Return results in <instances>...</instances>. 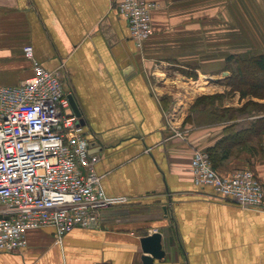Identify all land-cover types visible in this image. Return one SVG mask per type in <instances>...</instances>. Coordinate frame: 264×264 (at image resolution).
I'll use <instances>...</instances> for the list:
<instances>
[{"label": "crops", "instance_id": "0c3cea01", "mask_svg": "<svg viewBox=\"0 0 264 264\" xmlns=\"http://www.w3.org/2000/svg\"><path fill=\"white\" fill-rule=\"evenodd\" d=\"M120 1L0 0V85L31 76L26 45L46 68L61 67L99 155L103 189L119 199L96 227L60 238L52 226L29 231L27 247L0 253V264H144L140 241L153 232L164 250L153 264H264V207L222 199L191 171L196 151L264 112L239 111L246 99L237 96L197 118L181 106L189 93L169 84L186 89L192 78L166 75L180 67L207 76L226 68L229 54L264 52V0H154V31L141 47ZM171 99L178 110L167 113ZM231 145L213 147L216 169L249 166L264 184V133Z\"/></svg>", "mask_w": 264, "mask_h": 264}, {"label": "built area", "instance_id": "2783aa9c", "mask_svg": "<svg viewBox=\"0 0 264 264\" xmlns=\"http://www.w3.org/2000/svg\"><path fill=\"white\" fill-rule=\"evenodd\" d=\"M154 0H121L138 47L153 33ZM32 74L0 85V253L27 247L31 230L52 226L60 238L77 227H96L103 209L119 199L106 194L97 171L99 155L75 114L62 69L46 68L32 45L24 48ZM191 171L197 184L243 207H264V185L254 170L223 175L205 151Z\"/></svg>", "mask_w": 264, "mask_h": 264}, {"label": "trees", "instance_id": "16d2710c", "mask_svg": "<svg viewBox=\"0 0 264 264\" xmlns=\"http://www.w3.org/2000/svg\"><path fill=\"white\" fill-rule=\"evenodd\" d=\"M226 62L227 63L225 69L230 71V75L227 77L229 80L228 83L231 85L234 91H238L241 93V98H245L249 94L264 98V82L262 83L261 81V75L264 74V52L257 54L253 53V55L250 56H243L241 54H229L226 58ZM246 86L247 88H245ZM209 97L211 96H201L199 100ZM254 103L256 104V106H259L261 104L256 101H254ZM260 106L262 107L260 111L264 112V103H262ZM247 110L239 108V111L241 112H245ZM263 133L264 117H260L253 121L249 125V127L240 129L239 131H234L233 128L230 127V129H228V133L218 141L217 145L222 146L226 152L227 149L232 146L231 144L240 142L244 145L246 138L252 137L256 134L257 136H259ZM217 145L213 147H217ZM213 147L207 148L206 151L209 153L213 166L216 168L217 161L216 156L212 151L214 149ZM222 157L224 158L226 157V155H223Z\"/></svg>", "mask_w": 264, "mask_h": 264}, {"label": "rangeland", "instance_id": "374dc122", "mask_svg": "<svg viewBox=\"0 0 264 264\" xmlns=\"http://www.w3.org/2000/svg\"><path fill=\"white\" fill-rule=\"evenodd\" d=\"M174 69V70H173ZM172 70L169 69L166 71V75H169V77H174L176 76L175 73L176 71L182 73L183 75L187 76V78H192V82L186 86V89H184V86H181L178 88V85H176L174 82V84H172V82H169V84L172 85V87H174V89L176 88L177 90L181 89L182 91H185L186 93H189L188 96H182L185 101H183L182 103V107H184V102L185 104L188 103L186 110L188 112H194L197 116V118L199 117V109L204 108L206 105L208 106V109H217L220 108L221 105H223L225 102V100H229L231 102H236L237 101V96H241V93L238 91H234L233 88L231 87V85L228 83V76L230 75V71L227 69H220L219 71H216L214 73H211L210 75L207 76H199L198 72L196 71V69H184V68H173ZM175 71V72H174ZM178 72V73H179ZM166 75H162V76H166ZM157 82V80H155ZM261 81L262 83L264 82V74L261 75ZM158 86H162L163 83L161 82H157ZM205 85H203V84ZM202 84V85H199ZM171 87V86H170ZM247 88V86L245 87ZM173 89V88H172ZM167 96V95H166ZM201 96H211L209 98L206 99H202L199 100V98H201ZM251 96H253L252 94H249L245 97V101L241 102V106H237L235 108H243V109H249V111H260V109H262V107L256 106V104L254 103V100L252 99H248ZM165 97V96H164ZM242 99V98H241ZM199 100V101H198ZM178 102V101H177ZM197 102V104H196ZM255 104H253V103ZM166 112L167 113H172L173 111H175L174 109L178 110V103L171 102L166 103ZM259 104V103H257ZM175 107V108H174ZM194 107V108H193ZM234 108V107H232ZM264 109V108H263ZM197 110V111H195ZM253 170L252 167H249ZM255 172V171H254ZM256 175L259 177V179L261 180L260 176L257 174V172H255ZM262 181V180H261ZM263 183V182H262ZM264 185V184H263Z\"/></svg>", "mask_w": 264, "mask_h": 264}, {"label": "water", "instance_id": "95a60500", "mask_svg": "<svg viewBox=\"0 0 264 264\" xmlns=\"http://www.w3.org/2000/svg\"><path fill=\"white\" fill-rule=\"evenodd\" d=\"M68 98H70L75 114L81 119L83 124L84 120L82 119V112L75 97L70 94ZM140 242L142 243V248L145 253L143 256L144 264H153L154 258H161L164 255V250L162 248V234L160 232H153V234L145 235L141 238Z\"/></svg>", "mask_w": 264, "mask_h": 264}]
</instances>
